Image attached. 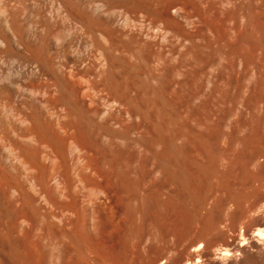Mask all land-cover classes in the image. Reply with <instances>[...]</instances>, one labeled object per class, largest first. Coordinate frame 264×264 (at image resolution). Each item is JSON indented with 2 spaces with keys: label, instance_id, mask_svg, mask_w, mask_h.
Masks as SVG:
<instances>
[{
  "label": "bare ground",
  "instance_id": "6f19581e",
  "mask_svg": "<svg viewBox=\"0 0 264 264\" xmlns=\"http://www.w3.org/2000/svg\"><path fill=\"white\" fill-rule=\"evenodd\" d=\"M217 51L219 67L228 63L222 58L234 54L240 66H254L255 79L264 75V0H0V264H61L68 249L57 251L59 225L68 231L70 222L82 217L91 232L101 233L99 220L115 210L121 168L115 152L105 170L104 137L120 143L123 134L111 127H124L115 113L107 114L110 109H98L99 92H111L113 107L125 102L151 121L152 143L166 147L170 156L178 152L184 170L183 153L170 143L183 135L159 125L166 112L161 89L168 78L159 67L170 58L198 63ZM184 69L179 66L176 73L183 76ZM215 73H209L208 87L220 79L213 80ZM149 95L155 101L145 98ZM139 134L137 143L144 145ZM110 138L105 144H112ZM166 161L165 173L173 178ZM204 168L191 169L205 174ZM253 226L214 250L201 235L186 249L182 264H227L232 257L238 261L228 264L264 263V230Z\"/></svg>",
  "mask_w": 264,
  "mask_h": 264
},
{
  "label": "rangeland",
  "instance_id": "374dc122",
  "mask_svg": "<svg viewBox=\"0 0 264 264\" xmlns=\"http://www.w3.org/2000/svg\"><path fill=\"white\" fill-rule=\"evenodd\" d=\"M219 53L215 52L217 56L213 53V56L208 59L200 58L198 63L197 60H179V62L178 59L170 58L167 59L170 62H165V66L158 65L160 70L166 74L164 77H167L168 72V82L164 78L165 83L163 82L161 89V92L163 91L161 97H164L162 99L166 101L164 102L166 112L161 114L162 119L159 121V125L162 126V130L165 126L167 132L171 131L168 132L169 134L177 129L183 135L182 140H176L171 136L172 142L170 141V143H172L171 149L177 148L180 149L181 154L183 153L184 170L177 163L178 159L175 155L177 156L178 152L176 154L174 151L175 155L171 156L175 160H171L173 158L169 155L166 147L161 146V148L152 143V137L149 135L151 121L148 119V121H144L134 114L131 110L132 105L128 106L125 102L126 106H123V103H120L122 106L116 103L118 106L115 104L116 108L113 107L114 102L111 103L109 91L107 90V92L106 89L103 90L104 93L96 94L95 102L100 100L96 105L98 109L102 110L105 107L102 110L105 112L115 108L114 112L109 111L110 113L107 112V114L114 116L115 113L119 122L122 121L121 126L124 127V129L121 126L119 128L120 123L111 127L114 130L118 127L117 130L124 136L120 143L124 144L120 145L119 140L113 143L109 135L108 137L106 135L107 138L104 137V154L106 153L104 157L109 158L105 161V170H110V162L113 160L112 155L115 152L117 153L118 167L121 168H119L120 198L117 200L118 203H114L116 211L107 210L108 212L105 214L109 217L105 218L104 214L99 220L101 222L97 221L100 223H98V228L100 226L102 229L99 230L102 231L101 233H98V229L96 233L91 232L82 217L78 218L79 222L78 219L70 222L69 227L67 226L68 231L62 227V224L59 225L62 231L60 230L57 238L59 241L57 251L60 248L59 252L66 250L64 248L68 249L67 252L63 251V259L66 261H62L61 264H182L186 249L195 244L201 235L206 238L212 246L211 249L214 250V248L223 246L226 241H233L235 235L247 230L246 226H251L252 223L253 231L264 230V209H260L264 208V104H262L264 103V75H258V78L255 79L257 76H253L254 69H251L254 66L252 67L250 63L244 64L243 67L240 66L235 57L233 58L234 54L226 56L229 60L222 58L221 60L224 59L223 61H228V63L223 62L226 65L223 64V67H219L222 64L220 63L222 61L219 62ZM212 58H214L213 61ZM233 59L235 60L233 61ZM232 61L234 66L231 64ZM209 62L215 63L214 67H211ZM158 66L156 65L157 68ZM179 66L183 69L187 66L186 71L184 69V77L176 73ZM215 67L217 68L211 71ZM246 67L248 68L246 69ZM220 68H222L220 71L217 70ZM217 71L220 75H217ZM213 72H217L215 77L218 76L213 80L220 79L217 80V84L215 81L214 85L212 81V85L210 86L209 83L208 87L207 77L209 73ZM186 75L190 81L185 80ZM109 93L111 96V92ZM165 93L172 98L167 97ZM100 94H107L106 97L102 96L106 99L100 97ZM145 98L155 101L153 95L145 96ZM107 99H109L110 106L112 105L111 108H106V105L103 104L106 102L109 104ZM136 127L138 130H135ZM137 133L143 138L145 146L137 143ZM202 136L203 139L200 138ZM108 138L111 139H109V142H112L111 145L105 144ZM124 139H127V143ZM148 141L151 144H148ZM113 149L115 150L113 151ZM164 158L165 161L169 160V164L166 161V166H169L171 171L169 172L173 178L165 173L162 165ZM194 165L196 167L203 165L207 172L201 174L204 171L191 169ZM182 179L188 183H184ZM110 216H113L112 219ZM108 219H114L111 225L110 222L108 223ZM258 219H262V222L258 223ZM72 231L77 234L74 235ZM223 236L224 240H222ZM236 241L239 242L240 239L238 238ZM219 261L222 260L219 259ZM237 261L236 257H232L226 263H236ZM41 264L44 263L41 262Z\"/></svg>",
  "mask_w": 264,
  "mask_h": 264
}]
</instances>
